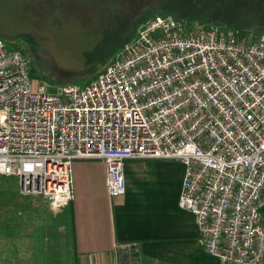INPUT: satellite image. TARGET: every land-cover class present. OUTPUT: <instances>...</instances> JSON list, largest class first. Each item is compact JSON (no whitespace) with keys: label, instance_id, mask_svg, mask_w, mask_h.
I'll use <instances>...</instances> for the list:
<instances>
[{"label":"built area","instance_id":"built-area-1","mask_svg":"<svg viewBox=\"0 0 264 264\" xmlns=\"http://www.w3.org/2000/svg\"><path fill=\"white\" fill-rule=\"evenodd\" d=\"M240 36L157 16L88 85L58 93L0 39V177L56 213L74 199V161L103 162L111 199L125 194L126 162L178 161L179 207L204 250L264 264V35Z\"/></svg>","mask_w":264,"mask_h":264},{"label":"crops","instance_id":"crops-1","mask_svg":"<svg viewBox=\"0 0 264 264\" xmlns=\"http://www.w3.org/2000/svg\"><path fill=\"white\" fill-rule=\"evenodd\" d=\"M184 175L185 165L178 161H128L125 194L111 199L103 162L74 161V199L54 213L45 197H28L43 199L46 211L59 218L23 221L20 230L4 236L0 258L4 264H38L50 254L45 247L55 237H64L68 254L58 253L60 264H123L126 256L138 257L140 264H238L204 250L195 216L179 207ZM27 238L29 249L23 245L18 249V240ZM121 244L131 245L130 252H118Z\"/></svg>","mask_w":264,"mask_h":264},{"label":"rangeland","instance_id":"rangeland-1","mask_svg":"<svg viewBox=\"0 0 264 264\" xmlns=\"http://www.w3.org/2000/svg\"><path fill=\"white\" fill-rule=\"evenodd\" d=\"M197 1L0 0V39L29 59L35 85L46 82L49 92L58 93L66 86L88 85L116 60L126 45L136 40L147 23L178 9H199ZM218 1L223 4L222 0ZM228 2L229 9L221 18L235 27L245 28L246 34L239 32L241 38L264 35V0ZM181 21L193 31L206 28L237 32L225 25ZM11 180L17 187L18 178L11 177ZM32 217L48 222L59 218L46 211L43 199L23 197L22 204L8 209L0 218V250L5 249L4 236L20 230L21 223ZM28 229L23 227L24 232ZM55 238L45 247L50 254L41 257L38 264H60L58 253H65L64 257L68 254L65 251L69 244L64 237ZM23 242L18 240V249L23 246L29 249L30 240ZM64 257L61 256L62 263ZM4 261L1 257L0 264Z\"/></svg>","mask_w":264,"mask_h":264},{"label":"trees","instance_id":"trees-1","mask_svg":"<svg viewBox=\"0 0 264 264\" xmlns=\"http://www.w3.org/2000/svg\"><path fill=\"white\" fill-rule=\"evenodd\" d=\"M223 4L218 0H199L196 4H199V9L188 8L178 9V12L171 14L178 20H193L201 21L216 25H225L237 32L246 34V29L242 27H235L226 22L223 18L225 12L229 9L228 0H222ZM191 5V4H190ZM175 10V9H172ZM170 13V12H168ZM223 14V15H222ZM33 75V71H32ZM93 81V80H92ZM6 183H10L7 185ZM22 198L18 192V183L11 180V177H0V218L5 216V212L10 208H17L22 204Z\"/></svg>","mask_w":264,"mask_h":264}]
</instances>
